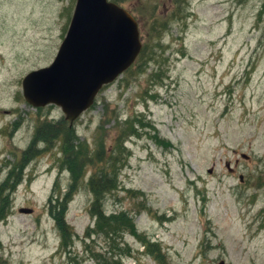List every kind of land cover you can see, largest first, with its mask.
Returning a JSON list of instances; mask_svg holds the SVG:
<instances>
[{"label":"rangeland","instance_id":"obj_1","mask_svg":"<svg viewBox=\"0 0 264 264\" xmlns=\"http://www.w3.org/2000/svg\"><path fill=\"white\" fill-rule=\"evenodd\" d=\"M155 2L138 0L158 21L140 33L155 61L102 88L68 127L59 107L27 104L21 80L53 61L76 0H0V184L23 164L0 222V264H102L110 251L118 264H264V0H183L169 20ZM134 118L140 137L125 143L118 189L103 198L105 215L134 219L138 237L124 234L119 254L98 232L83 239L95 223L90 170L66 206L65 230L47 205L54 183L61 197L71 184L63 138L108 147ZM47 125L58 135L44 147L37 130Z\"/></svg>","mask_w":264,"mask_h":264},{"label":"water","instance_id":"obj_2","mask_svg":"<svg viewBox=\"0 0 264 264\" xmlns=\"http://www.w3.org/2000/svg\"><path fill=\"white\" fill-rule=\"evenodd\" d=\"M141 47L137 22L124 8L109 0H76L53 61L22 78L23 98L34 108L59 107L71 127L101 89L134 63ZM32 212L18 210L23 215Z\"/></svg>","mask_w":264,"mask_h":264},{"label":"trees","instance_id":"obj_3","mask_svg":"<svg viewBox=\"0 0 264 264\" xmlns=\"http://www.w3.org/2000/svg\"><path fill=\"white\" fill-rule=\"evenodd\" d=\"M176 9L179 10L180 7L177 6ZM152 54L153 52L151 49L147 53L145 45H142V49L136 61L127 71L135 66L136 63L146 62L148 64L155 61ZM153 76L160 79L159 74H154ZM134 119L136 120L131 123H123L115 127L114 136L111 139L112 143L108 147H105L103 144H98L96 145V149L90 150L83 144L78 146H74L72 143L68 144L67 136L64 137L63 143L61 142L60 146L63 152V169L69 172L71 176V184L69 190L61 197V188L57 183H54L52 185L51 194H53L54 190L57 188L59 190L58 197H56L55 200H52L53 198H51V196L48 199L47 205L49 215L55 219L58 227L65 230L67 227L63 219L66 206L72 200L73 194L78 190L81 182H83L84 177L90 170V176L86 186L93 197L89 206V211L94 217L95 223L93 227L88 228L83 239L89 238L91 235L98 232V235L104 236L109 241L112 248L117 249V253L119 254L126 252L118 249L120 246L118 241L123 240L124 234H133L138 237L134 230V219L123 210L113 212L109 216L105 215L103 210V198L106 194L112 193L118 189L119 172L125 167L129 157L125 143L131 137H140L139 132L134 128V124L137 123L139 126L143 125L138 121L140 118ZM40 128L41 129L38 128L37 130V141L43 144L44 147L49 146L52 141H54L53 139L57 138L58 129L52 125L41 126ZM45 129L49 130V132L42 134L43 131H46ZM68 131L69 129H66L65 134H67ZM70 134L72 133H69L68 135ZM45 149H47V147ZM25 155H28V150ZM20 165L9 170L7 177L0 184V222L6 219L9 206L11 205V196L21 181L23 164ZM52 202H54V205H52ZM57 208H59V213L56 211ZM64 234L65 232H62V236ZM89 254L91 256L93 255L90 251ZM107 254H109L108 257H105ZM115 255V251L106 252L103 258L110 260V263L106 261L102 264H118L120 260L115 258Z\"/></svg>","mask_w":264,"mask_h":264},{"label":"flooded vegetation","instance_id":"obj_4","mask_svg":"<svg viewBox=\"0 0 264 264\" xmlns=\"http://www.w3.org/2000/svg\"><path fill=\"white\" fill-rule=\"evenodd\" d=\"M116 4H118L120 7H123L128 11V13L136 20L140 33H143L145 29H143V24H149L152 25L157 20H151V14L150 11L146 7H142L141 10L139 9V3L138 0H112ZM183 0H156L155 7L156 12L155 14L158 15L162 20H169L173 16H176L177 6L180 7V3ZM162 8L163 11L161 13L158 12V9ZM140 10V11H139ZM148 34V32H147Z\"/></svg>","mask_w":264,"mask_h":264}]
</instances>
